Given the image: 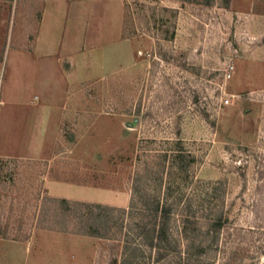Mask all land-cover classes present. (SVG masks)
Masks as SVG:
<instances>
[{
  "label": "rangeland",
  "instance_id": "374dc122",
  "mask_svg": "<svg viewBox=\"0 0 264 264\" xmlns=\"http://www.w3.org/2000/svg\"><path fill=\"white\" fill-rule=\"evenodd\" d=\"M202 1L124 0L144 53L37 108L39 154L0 156L1 237L92 230L94 264H264V0ZM44 4L0 0V74Z\"/></svg>",
  "mask_w": 264,
  "mask_h": 264
},
{
  "label": "crops",
  "instance_id": "0c3cea01",
  "mask_svg": "<svg viewBox=\"0 0 264 264\" xmlns=\"http://www.w3.org/2000/svg\"><path fill=\"white\" fill-rule=\"evenodd\" d=\"M124 10V0H45L34 32H20L1 65V157L37 156L44 142L36 140L43 136L39 106L58 104L71 84L109 75L137 57L138 36L123 35ZM94 254L92 238L79 233L0 236V264H94Z\"/></svg>",
  "mask_w": 264,
  "mask_h": 264
},
{
  "label": "trees",
  "instance_id": "16d2710c",
  "mask_svg": "<svg viewBox=\"0 0 264 264\" xmlns=\"http://www.w3.org/2000/svg\"><path fill=\"white\" fill-rule=\"evenodd\" d=\"M182 2H197V3H205L204 1L202 0H180ZM229 2L230 0H224L223 1V6L224 7H227L229 5ZM135 4H139V5H145L147 7L151 6V4L149 3H140V2H135ZM162 8L164 10H167L170 14V17H171V21H170V34L168 35V38L170 40H172V38H174V35H175V28H176V18H177V14H178V8L177 7H173V6H162ZM64 202H68L69 199H63ZM73 202V201H72ZM79 202L78 201H75V204H78ZM79 204H82V205H87V206H93V207H101L102 205L100 204H94V203H91V202H87V201H81ZM102 207L104 208H107V209H110V210H113L112 208H110L109 206H106V205H103ZM166 215V214H164ZM74 232V231H73ZM77 233H81V232H77ZM82 233L84 234H88V235H94V234H97L95 231H88V233L82 231ZM162 230L161 229H154V232H153V239H158V241L162 240Z\"/></svg>",
  "mask_w": 264,
  "mask_h": 264
},
{
  "label": "built area",
  "instance_id": "2783aa9c",
  "mask_svg": "<svg viewBox=\"0 0 264 264\" xmlns=\"http://www.w3.org/2000/svg\"><path fill=\"white\" fill-rule=\"evenodd\" d=\"M137 53H138V54H142V53H144V52H143V50H142V49H138V50H137ZM230 67H232V66H230ZM225 102H228V100H227V99H225Z\"/></svg>",
  "mask_w": 264,
  "mask_h": 264
}]
</instances>
